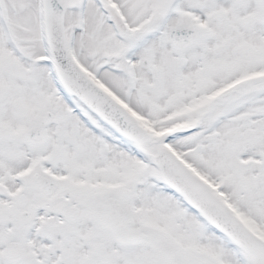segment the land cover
Here are the masks:
<instances>
[{
    "label": "snow or ice",
    "instance_id": "obj_1",
    "mask_svg": "<svg viewBox=\"0 0 264 264\" xmlns=\"http://www.w3.org/2000/svg\"><path fill=\"white\" fill-rule=\"evenodd\" d=\"M0 264H264V0H0Z\"/></svg>",
    "mask_w": 264,
    "mask_h": 264
}]
</instances>
